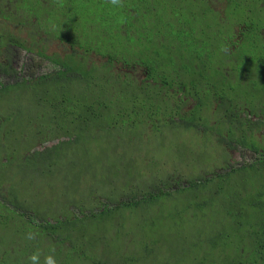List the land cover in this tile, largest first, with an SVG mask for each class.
Listing matches in <instances>:
<instances>
[{
	"label": "trees",
	"instance_id": "1",
	"mask_svg": "<svg viewBox=\"0 0 264 264\" xmlns=\"http://www.w3.org/2000/svg\"><path fill=\"white\" fill-rule=\"evenodd\" d=\"M208 4L0 0V20L49 28L72 48L65 59L51 54L56 70L0 93V264H29L37 249L41 264L52 249L57 264H264V177L255 165L171 184L166 169L213 160L175 152L178 165L163 169L156 160L151 168L149 155L115 152L188 118L176 111L175 84L219 96V107L264 98L258 45L220 61L227 27ZM135 66L152 80L133 76ZM191 146L184 139L175 151ZM62 169L69 172L59 178ZM28 231L36 240L24 238Z\"/></svg>",
	"mask_w": 264,
	"mask_h": 264
},
{
	"label": "flooded vegetation",
	"instance_id": "2",
	"mask_svg": "<svg viewBox=\"0 0 264 264\" xmlns=\"http://www.w3.org/2000/svg\"><path fill=\"white\" fill-rule=\"evenodd\" d=\"M241 1L242 4H237L235 0H209L208 6L211 11L218 14L221 26L227 27L224 35L226 54L224 53L220 61L229 63L230 60L237 59L238 56L234 57V53L243 44L248 42L257 44L258 46L255 48L256 71L260 82L259 88L264 90V0ZM1 7L3 13L7 11L6 4ZM6 18L2 17L3 20H9ZM15 22L17 25L23 24V21ZM39 29L43 30V33L49 37H53L51 32H46L49 28L42 26L31 27L28 37H33ZM54 39L68 44V52L59 56L65 59L70 55L71 44L59 38ZM20 49L24 50L22 54ZM30 54L47 60V64L51 65L52 63L50 60L52 53L47 54L41 48L30 50L24 42L13 39L11 33L0 29V93L8 94L12 91L11 88H8L9 86L22 81L28 83L39 75L56 70L57 67L52 63L53 68L48 72L42 74L29 72L28 67L32 64ZM235 55H238V53H235ZM244 57L249 59L251 55H245ZM222 69L227 74L225 71L227 67ZM131 73L138 80H152L150 70L146 68L135 66L132 67ZM167 78L174 77L168 75ZM178 81L180 79L175 78V82L178 83ZM175 87L177 97H180L176 111L188 115V118L180 121L179 125L192 124L195 127L193 129L199 132V136L205 135V132L215 130V127L221 132L222 137L215 140L220 147L217 152L221 155L212 157L213 161H211L210 166L212 169L205 171L203 175L216 177L217 172L226 173L231 170H239L241 167L255 165L258 169L257 173L264 177V98L256 100L253 106L248 101L235 103L227 99L219 107L222 100L217 95L211 97L205 94L204 90L195 93L193 89L190 90L185 85L179 87L175 84ZM177 116L175 115L174 118L178 119ZM190 116L193 117V120L189 118ZM39 147L37 146V148ZM176 152H207V150L205 148L191 149L188 147ZM242 152L250 154L251 157L245 160Z\"/></svg>",
	"mask_w": 264,
	"mask_h": 264
},
{
	"label": "rangeland",
	"instance_id": "3",
	"mask_svg": "<svg viewBox=\"0 0 264 264\" xmlns=\"http://www.w3.org/2000/svg\"><path fill=\"white\" fill-rule=\"evenodd\" d=\"M42 11L46 12L47 9L38 10L36 14L42 16L44 15ZM48 21H49L48 24L51 23V17L48 19ZM0 29H3L11 33L13 39H17L19 41L24 42L25 45H28L30 50H36L37 48H41L47 54L59 53V55L61 56L65 55L68 52L67 43H62L57 39H54L53 37H49L47 34H44L43 30L41 29H39L33 37L31 38L28 37V32L31 29V26L28 23L17 25L15 22L9 20L7 21L0 20ZM32 35H33V31H32ZM243 47L244 49H251L252 43L248 42L246 43V46ZM20 52L22 54L24 50L20 49ZM241 52L246 53L244 51ZM30 56L32 57L33 60L31 59L30 61L32 64L30 63L31 66L28 67L29 72L42 74L52 70L53 68L52 63L51 65L47 64L48 63L47 60L41 59L40 57L34 54H30ZM91 58L96 59L95 56H91ZM251 58L254 59V56H251ZM23 89L24 88L22 87L20 90ZM156 127H153L152 130L144 138H141L137 134L132 138L131 141H133L136 144H141L138 149L127 150L122 148V150L117 149L115 150V152H138L141 155H147V156L149 155L150 156V158L148 159L149 166L151 165V168H153V164H154L153 162L154 160H156L162 162L161 166L163 167V169H166L164 168V165H166L167 167H171V166L176 167L178 165L177 162H173L171 164V160L172 158L175 159L178 156V154H174L176 152L175 150H178L176 145L178 142H182L184 139L192 140V146L190 147L191 149L205 148L207 150V152H203V157L205 160H210L212 159L213 156L221 155L219 152H217V150L220 148L219 144L215 142V140H218V137H222L221 132L217 127H215V130L205 132V135H201V136L198 135L199 132L196 129H191L188 126L185 127L184 125H180L179 127L176 128H170L168 125H165L164 123L162 127L159 126ZM229 136L232 137L231 135ZM117 137H119V134H116L115 137V144L118 146L120 141L117 140ZM196 153H197L196 157H198L199 159L202 153L201 152H196ZM242 154L245 160L246 158L251 157L250 154L246 152H242ZM210 166H211V162H209V165H201L199 163H195V167H193L191 171H187L181 166L177 167L178 169L168 168L166 169L167 172L166 173L164 172L165 173L164 175L166 178L170 180L171 184H174L177 179L185 180L186 176L194 178L205 171L211 170L212 168ZM143 169L145 171V165ZM68 172L69 170L67 171L66 169H62L58 174L59 178ZM160 172H161V168H160ZM89 178L91 177L89 176ZM86 179L89 180L88 175ZM0 189L6 191L7 186H0ZM95 189L100 193L106 192V191H101L98 185H96ZM107 193H109L110 195L113 194V191ZM23 196L25 195H21V197ZM116 197L117 196H111V198H116ZM47 199L48 202L51 201V189L47 194ZM49 213L51 215V212Z\"/></svg>",
	"mask_w": 264,
	"mask_h": 264
},
{
	"label": "clouds",
	"instance_id": "4",
	"mask_svg": "<svg viewBox=\"0 0 264 264\" xmlns=\"http://www.w3.org/2000/svg\"><path fill=\"white\" fill-rule=\"evenodd\" d=\"M109 3H111L112 5L114 6H117V7H122L123 6V0H109ZM123 22V21H121ZM38 236V233L35 232V231H28L26 234H25V239L28 240V241H34L36 240ZM54 249H52L51 252H49L48 254H46L44 256V262L43 264H57V261L55 259V256L52 254L54 253ZM41 251L39 249H37L36 251L32 252L31 255H29L28 257V262L29 264H41V261H40V256H41Z\"/></svg>",
	"mask_w": 264,
	"mask_h": 264
}]
</instances>
